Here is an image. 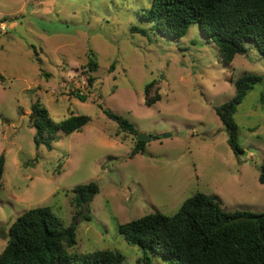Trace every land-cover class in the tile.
<instances>
[{"label": "rangeland", "instance_id": "374dc122", "mask_svg": "<svg viewBox=\"0 0 264 264\" xmlns=\"http://www.w3.org/2000/svg\"><path fill=\"white\" fill-rule=\"evenodd\" d=\"M152 0H0V252L25 211L47 206L64 226L73 222L69 251H119L122 264H168L127 244L118 225L159 212L172 216L196 193L226 212L264 211V58L254 44L224 65L196 24L179 40L151 31L141 18ZM135 27L146 36L132 33ZM98 68L87 86V53ZM114 62L113 70L109 66ZM244 74L262 76L233 115L244 152L233 154L214 109L234 96ZM155 82L145 104L144 87ZM79 91L84 102L70 96ZM54 123L71 115L90 121L58 133L51 151L35 149L29 124L34 102ZM121 115L138 135L155 136L129 158L136 137L121 133L98 106ZM95 182L89 220L76 215L72 189ZM85 212V211H84ZM75 218V219H74Z\"/></svg>", "mask_w": 264, "mask_h": 264}, {"label": "trees", "instance_id": "16d2710c", "mask_svg": "<svg viewBox=\"0 0 264 264\" xmlns=\"http://www.w3.org/2000/svg\"><path fill=\"white\" fill-rule=\"evenodd\" d=\"M141 18L151 24V31L169 41L181 39L189 26L196 24L204 39L216 44L220 60L227 67L236 55L246 52L245 43L254 44L264 58V0H152ZM131 31L146 36L145 30L133 27ZM87 57L86 82L90 87L95 79L91 73L97 71L98 64L92 52ZM113 66L114 62L109 71ZM261 80L262 76L255 74L238 77L233 82L234 96L214 109L227 130V143L236 158L244 150L237 140L233 115L247 92ZM154 84L150 82L144 87L148 106L160 100L158 93L149 96ZM70 96L81 102L87 98L79 91H71ZM98 106L121 133L136 137L129 158L143 153L147 142L138 139L134 125ZM89 121L88 116L71 115L54 123L45 108L34 102L29 115L34 147L51 151L59 132H80ZM4 164V156L0 155V187ZM258 182L264 184V162L260 165ZM98 192L95 182L74 187L71 205L75 214L88 221V204ZM117 229L124 241L139 247L148 260L150 253L168 264H264V211L226 212L214 197L203 193L184 200L172 216L154 212L120 224ZM75 245L73 222L64 226L47 206L31 208L10 225L7 243L0 252V264H122L124 260L113 249L69 251Z\"/></svg>", "mask_w": 264, "mask_h": 264}, {"label": "water", "instance_id": "95a60500", "mask_svg": "<svg viewBox=\"0 0 264 264\" xmlns=\"http://www.w3.org/2000/svg\"><path fill=\"white\" fill-rule=\"evenodd\" d=\"M138 139L143 140V141H148L151 139V137L140 134L138 135Z\"/></svg>", "mask_w": 264, "mask_h": 264}]
</instances>
